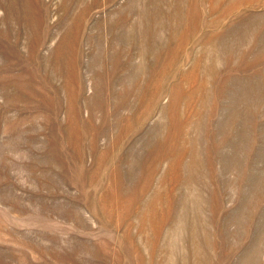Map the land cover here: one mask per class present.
<instances>
[{
    "label": "rangeland",
    "instance_id": "rangeland-1",
    "mask_svg": "<svg viewBox=\"0 0 264 264\" xmlns=\"http://www.w3.org/2000/svg\"><path fill=\"white\" fill-rule=\"evenodd\" d=\"M0 264H264V0H0Z\"/></svg>",
    "mask_w": 264,
    "mask_h": 264
},
{
    "label": "bare ground",
    "instance_id": "bare-ground-1",
    "mask_svg": "<svg viewBox=\"0 0 264 264\" xmlns=\"http://www.w3.org/2000/svg\"><path fill=\"white\" fill-rule=\"evenodd\" d=\"M50 37V36H49ZM188 209V208H187Z\"/></svg>",
    "mask_w": 264,
    "mask_h": 264
}]
</instances>
